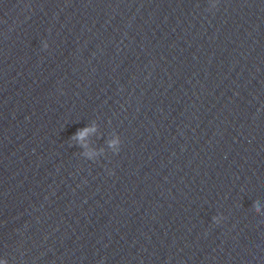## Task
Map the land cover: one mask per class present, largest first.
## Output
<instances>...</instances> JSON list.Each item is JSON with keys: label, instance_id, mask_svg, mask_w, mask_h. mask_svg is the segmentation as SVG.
Instances as JSON below:
<instances>
[{"label": "water", "instance_id": "1", "mask_svg": "<svg viewBox=\"0 0 264 264\" xmlns=\"http://www.w3.org/2000/svg\"><path fill=\"white\" fill-rule=\"evenodd\" d=\"M214 3L0 0V264H264V0Z\"/></svg>", "mask_w": 264, "mask_h": 264}, {"label": "clouds", "instance_id": "2", "mask_svg": "<svg viewBox=\"0 0 264 264\" xmlns=\"http://www.w3.org/2000/svg\"><path fill=\"white\" fill-rule=\"evenodd\" d=\"M218 2V0H216V3ZM216 3L212 4V7H215L216 6ZM89 131H94V128H85L83 130H81L80 132L77 133V137L80 139V140H83L84 137L87 135V133ZM113 146H115L117 143H119V140H114L111 142ZM120 149H117V152H119ZM256 209L257 211H259V205L257 204L256 205Z\"/></svg>", "mask_w": 264, "mask_h": 264}]
</instances>
